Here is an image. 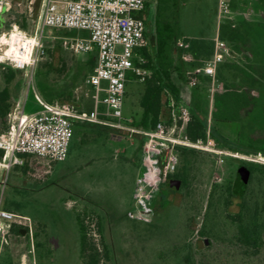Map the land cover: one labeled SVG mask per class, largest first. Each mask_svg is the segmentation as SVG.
Instances as JSON below:
<instances>
[{"label":"rangeland","instance_id":"rangeland-1","mask_svg":"<svg viewBox=\"0 0 264 264\" xmlns=\"http://www.w3.org/2000/svg\"><path fill=\"white\" fill-rule=\"evenodd\" d=\"M36 1L0 0V37L15 24L29 34L40 29L41 3L36 8ZM227 2L231 13L225 14L224 21L252 18L249 22L256 24L253 13L258 0ZM9 3L11 6L5 8ZM219 8L220 0H154L146 20L150 30H154L156 21L173 25L179 34L176 47L181 50V41L190 43L200 36L212 40ZM253 26L255 37L264 42V33ZM77 32L46 29L43 42L46 52L32 69L18 71L0 65V90L7 85L5 77L9 70L17 72L8 85L10 110L21 104L26 94L32 101L37 95L46 103H75L78 113L86 118L74 123V137L65 161L48 164L29 157L23 167H18L21 184L25 180L27 183L23 187L27 203L8 204L5 191L3 208L21 216L14 224L28 228L29 232L24 235L10 232L8 243L0 246V264H81L79 233L72 213L76 203L93 208L103 219L110 260L102 264H264V248L256 255L245 254L237 240V227L218 203L224 189L235 180L243 161L239 158L197 149L188 154L178 152L177 170L173 173L163 170L159 189L145 205L136 201L137 180L145 167L146 138L93 121L109 119L106 107L97 105L94 89L87 83L94 69V55L70 49ZM199 58L195 62L201 65L206 55ZM230 58L238 61L240 55ZM224 83L216 76L214 86L206 84L210 109L214 93L221 91ZM178 84L183 98L189 101L193 87L188 75L178 77ZM142 92L141 82L128 84L125 116L130 123L141 117ZM166 117V125H174L172 114ZM208 122L225 137L236 138L238 124L216 123L210 115ZM7 129L8 117L0 118V133ZM13 170L7 179L5 174L0 176V195L2 189H10ZM169 176L185 178L187 184H181L180 193H170V203L166 204L160 200V193L168 188ZM245 199L253 211L258 199L264 201V183L254 180ZM239 203L236 201L231 207L232 213L237 212ZM90 225L94 228L95 222Z\"/></svg>","mask_w":264,"mask_h":264},{"label":"built area","instance_id":"built-area-1","mask_svg":"<svg viewBox=\"0 0 264 264\" xmlns=\"http://www.w3.org/2000/svg\"><path fill=\"white\" fill-rule=\"evenodd\" d=\"M147 0H42L39 16L40 29L33 34L15 24L9 32L0 37V65L16 70L27 71L34 68L46 52L44 33L46 29L84 30L89 32L87 39L76 38L70 43L74 53L96 52V65L87 83L94 89L98 103L107 109L109 121L104 123L119 130L139 133L145 136V167L137 180L135 198L139 204L151 198L159 189L162 172L173 173L179 164V149L191 148L220 155H229L243 161L264 165V154L232 153L217 147L210 137L192 141L186 134L190 120V110L182 105L178 111L172 110L174 125L164 122L156 129L144 131L129 127L131 120L125 116L127 84L131 76L143 83L151 76L146 66L148 60L139 52L148 45L145 20L140 17ZM11 6L6 4L5 8ZM2 7H0L1 10ZM227 0H220L219 23L224 22L225 14H230ZM35 41V43H33ZM184 61L195 62L189 53L190 43L181 41ZM232 56L228 43L219 33L214 38L211 58L201 60L202 64L188 71L189 84L195 87L202 76L208 77L215 85L217 68ZM31 63L27 62V59ZM103 94V95H102ZM39 111L27 113L25 104H18L8 114V129L0 133V176L6 179L14 167H21L28 157L39 158L48 164L63 162L70 153L74 137L73 120L86 119L71 103H46L36 95ZM174 107V102L171 103ZM165 157V165L161 166ZM3 192L0 195V246L8 243L11 228L21 216L3 208ZM24 218V217H23Z\"/></svg>","mask_w":264,"mask_h":264},{"label":"trees","instance_id":"trees-1","mask_svg":"<svg viewBox=\"0 0 264 264\" xmlns=\"http://www.w3.org/2000/svg\"><path fill=\"white\" fill-rule=\"evenodd\" d=\"M153 1L147 0L145 9L140 14L145 20L146 38L152 43L148 42L146 47L139 50L148 60L146 66L151 70V76L142 83L143 92L139 99L141 117L128 124L144 131L154 130L159 123H167L166 111L170 115L172 110L178 111L182 105H187L190 110V120L185 131L190 140L207 139L209 132L217 147L221 149L241 154H264V46L258 44L253 32L255 25L264 33V25L252 24L246 20L238 22L227 20L221 23L220 38L230 46L231 57L240 55V60L233 61L228 58L218 66L217 79L225 83L221 91L214 93L210 109L206 85L210 82L208 77L200 78V83L191 91L189 101L183 98L178 77L182 78L184 73L187 74L200 64L196 62L189 64L182 59V50L176 47L179 34L173 25L156 21L154 30H150L146 18ZM40 3L41 0L36 1V8ZM213 49L214 41L193 39L190 40L188 51L194 53L198 60L201 59L200 55H206L207 60L211 58ZM15 70H9V74L5 77L7 85L0 90L1 119H6L10 112L11 92L8 85L17 74ZM172 102L174 107L171 106ZM209 115L216 123L238 124L236 138L229 139L222 135L215 125H210ZM76 121L78 119L73 120V128ZM143 138L145 139V136ZM179 152L188 154L196 150L180 148ZM3 157L4 151L0 150V159ZM164 165L163 156L161 166ZM176 180L183 186L187 184L185 178ZM254 180L264 183V165L242 161L237 168L233 184L227 186L218 199L221 211L227 213L230 222L237 227L238 243L245 250V254L252 255L259 254L264 248V201L258 199L253 211H250L249 203L245 201L249 186ZM167 187L160 193V200L162 199L166 204L170 203V193H180V189L170 187L168 183ZM236 201L240 202L239 208L237 212L232 213L230 209ZM72 213L79 233L81 264L108 262L110 251L104 238L103 219L100 214L80 203L73 206ZM93 221L95 226L91 228L90 222ZM22 230L29 232L28 228L18 224H13L11 228V232L17 235H23ZM96 235L99 236V240L96 239Z\"/></svg>","mask_w":264,"mask_h":264},{"label":"crops","instance_id":"crops-1","mask_svg":"<svg viewBox=\"0 0 264 264\" xmlns=\"http://www.w3.org/2000/svg\"><path fill=\"white\" fill-rule=\"evenodd\" d=\"M254 16L256 17V20L257 21L256 23L258 24H262L264 25V0H258V3L255 7V11H254ZM250 16V15H249ZM246 20L247 22L249 21H252L253 19H244ZM251 23V22H250ZM220 25L221 23H219V20H218V15H217V22H216V26H215V29H214V37L211 38L212 40L211 41H214V38L216 37V35L219 33V30H220ZM258 31L260 33H262L263 31H261L262 29L258 28ZM76 31H79L77 32V38H81V39H87L89 37V32L87 31H84V30H76ZM76 39V38H74ZM198 39H201V40H206V39H209L205 36H200ZM257 42L259 45H264V42L261 41L260 39L257 38ZM83 54H93L94 56H92V63H95L94 64V68H95V65H96V52L95 51H92V52H89V53H83ZM94 71V69H93ZM93 73V72H92ZM132 81H137L133 76L130 77L129 79V82H132ZM128 84H127V91H128ZM95 93V91H93ZM96 95V94H95ZM103 95V94H102ZM30 96L26 94V97L25 99L23 100V102L21 104H25V110L27 113H34V112H37L39 111L40 109V106L38 105L36 99L34 101L30 100L29 98ZM36 98V97H35ZM186 100V99H185ZM30 103V105H29ZM75 105L76 109H77V106L75 103H72ZM29 105V106H28ZM33 106V107H32ZM78 111V109H77ZM169 113L166 111L165 112V116H169L168 115ZM83 116V115H82ZM85 117V116H84ZM167 118V117H166ZM11 173V172H10ZM10 173H9V176H10ZM20 169L18 167H14V170H13V176H14V181L10 187L9 190H4L2 189V192H3V197L5 195V191H6V194H7V203L10 204V205H17V204H21V203H27V201L25 199H27V194L25 192H23V187H27V183H26V180L24 182V184H21L20 182ZM8 176V177H9ZM39 195V194H37ZM30 196V195H29ZM30 197H35V196H30ZM23 203V204H24Z\"/></svg>","mask_w":264,"mask_h":264},{"label":"water","instance_id":"water-1","mask_svg":"<svg viewBox=\"0 0 264 264\" xmlns=\"http://www.w3.org/2000/svg\"><path fill=\"white\" fill-rule=\"evenodd\" d=\"M143 171V170H142ZM170 187H176L177 189H180L181 187V182L178 180H172L169 184ZM21 233L24 235L25 234V230H22ZM208 243V241H206V244Z\"/></svg>","mask_w":264,"mask_h":264},{"label":"clouds","instance_id":"clouds-1","mask_svg":"<svg viewBox=\"0 0 264 264\" xmlns=\"http://www.w3.org/2000/svg\"><path fill=\"white\" fill-rule=\"evenodd\" d=\"M33 43H35V41H33ZM2 59H3V57H0V60H2ZM26 59H27V62L31 63L30 59H28L27 57H26Z\"/></svg>","mask_w":264,"mask_h":264},{"label":"flooded vegetation","instance_id":"flooded-vegetation-1","mask_svg":"<svg viewBox=\"0 0 264 264\" xmlns=\"http://www.w3.org/2000/svg\"><path fill=\"white\" fill-rule=\"evenodd\" d=\"M172 180H176V179H170V180L168 181V185L170 184V182H171ZM173 187H174V186H173Z\"/></svg>","mask_w":264,"mask_h":264}]
</instances>
